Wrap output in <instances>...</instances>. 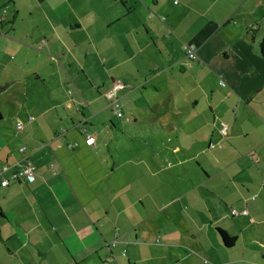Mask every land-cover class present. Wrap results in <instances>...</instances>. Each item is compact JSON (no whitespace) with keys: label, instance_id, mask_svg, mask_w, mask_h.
I'll use <instances>...</instances> for the list:
<instances>
[{"label":"crops","instance_id":"obj_1","mask_svg":"<svg viewBox=\"0 0 264 264\" xmlns=\"http://www.w3.org/2000/svg\"><path fill=\"white\" fill-rule=\"evenodd\" d=\"M262 40L264 0H0L3 260L264 264Z\"/></svg>","mask_w":264,"mask_h":264},{"label":"built area","instance_id":"obj_2","mask_svg":"<svg viewBox=\"0 0 264 264\" xmlns=\"http://www.w3.org/2000/svg\"><path fill=\"white\" fill-rule=\"evenodd\" d=\"M185 52H186V57L191 59V60H195L198 58L197 55V51H196V47L193 44H186L184 46ZM126 85L122 84V83H115L112 86L111 89V93L112 94H116L117 91L125 89ZM119 100L117 98H114L111 102L112 108L116 111L118 116H121L122 113L118 110L119 108ZM23 124L22 122H17L16 123V128L17 129H22ZM226 130V126L223 125L222 126V132H225ZM88 143L91 144L93 142V138L88 137ZM69 147H72V144L68 145ZM17 164H12V165H4L2 167V171H6L9 170L11 167H14V170L12 171L10 178H3L1 181V184L3 186H6L9 184L10 180H14V181H24V180H28V181H34L36 179V167L34 165V163L29 160V159H25L22 165ZM264 184V181H263ZM241 213L243 214H247V210H243ZM232 214L236 215L239 214V212L236 209H232ZM116 240H114L111 245H115Z\"/></svg>","mask_w":264,"mask_h":264},{"label":"rangeland","instance_id":"obj_3","mask_svg":"<svg viewBox=\"0 0 264 264\" xmlns=\"http://www.w3.org/2000/svg\"><path fill=\"white\" fill-rule=\"evenodd\" d=\"M0 109H2V111L3 112H5V113H7V106H1L0 105ZM118 110L122 113V114H124V103L123 102H121L120 104H119V108H118ZM114 114L116 115V111L114 110ZM126 116H128L127 115V113H125L124 114V117L123 118H121V120H124L125 119V117ZM141 124V121H137L136 122V125L138 126V125H140ZM138 137V139H140V136H137L136 134H135V136L133 137V138H137ZM263 182V181H262ZM262 184V183H261ZM231 216L229 215V213L227 214V217H226V220L227 221H230L231 220ZM236 219L237 220H241L240 219V217H236ZM0 264H10L8 261H6V260H3V258H2V256H0Z\"/></svg>","mask_w":264,"mask_h":264},{"label":"trees","instance_id":"obj_4","mask_svg":"<svg viewBox=\"0 0 264 264\" xmlns=\"http://www.w3.org/2000/svg\"><path fill=\"white\" fill-rule=\"evenodd\" d=\"M260 47H261V52L264 58V40L261 41L260 43ZM220 235L224 238V242L228 247H231L234 242H235V237H228L227 234L224 231H220Z\"/></svg>","mask_w":264,"mask_h":264}]
</instances>
